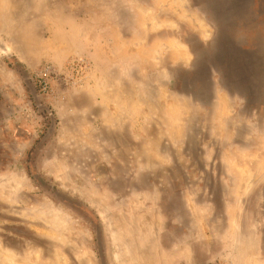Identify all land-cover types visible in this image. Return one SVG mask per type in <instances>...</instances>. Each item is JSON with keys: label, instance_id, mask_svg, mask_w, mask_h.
Wrapping results in <instances>:
<instances>
[{"label": "rangeland", "instance_id": "obj_1", "mask_svg": "<svg viewBox=\"0 0 264 264\" xmlns=\"http://www.w3.org/2000/svg\"><path fill=\"white\" fill-rule=\"evenodd\" d=\"M0 38V264H264V0H0Z\"/></svg>", "mask_w": 264, "mask_h": 264}, {"label": "water", "instance_id": "obj_2", "mask_svg": "<svg viewBox=\"0 0 264 264\" xmlns=\"http://www.w3.org/2000/svg\"><path fill=\"white\" fill-rule=\"evenodd\" d=\"M0 52L7 58L13 57L14 50L7 44V42L0 38Z\"/></svg>", "mask_w": 264, "mask_h": 264}, {"label": "trees", "instance_id": "obj_3", "mask_svg": "<svg viewBox=\"0 0 264 264\" xmlns=\"http://www.w3.org/2000/svg\"><path fill=\"white\" fill-rule=\"evenodd\" d=\"M16 64H17L19 67L22 66V65H21L22 63H21L20 61H17ZM24 72H25V71H24ZM44 140H45V139H44Z\"/></svg>", "mask_w": 264, "mask_h": 264}]
</instances>
